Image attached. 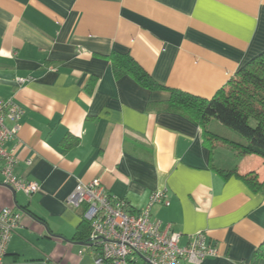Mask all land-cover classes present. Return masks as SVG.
Returning <instances> with one entry per match:
<instances>
[{"label": "crops", "instance_id": "0c3cea01", "mask_svg": "<svg viewBox=\"0 0 264 264\" xmlns=\"http://www.w3.org/2000/svg\"><path fill=\"white\" fill-rule=\"evenodd\" d=\"M262 52L264 0H0V99L24 109L6 148L40 184L14 192L0 161V209L23 212L4 264H94L85 207L67 200L96 178L135 212L166 189L152 217L182 245L206 232L217 254L200 264H254L264 189L248 179L264 182V158L238 154L224 139L240 136L216 120L221 139L205 141L164 106L171 89L211 99ZM128 54L167 89L117 77L113 56Z\"/></svg>", "mask_w": 264, "mask_h": 264}, {"label": "built area", "instance_id": "2783aa9c", "mask_svg": "<svg viewBox=\"0 0 264 264\" xmlns=\"http://www.w3.org/2000/svg\"><path fill=\"white\" fill-rule=\"evenodd\" d=\"M23 113V107L15 100L0 99V161L5 184L31 196L39 192L40 184L16 174L17 156L6 148L9 141L18 138ZM67 202L73 208L85 207L84 220L91 227L87 244L97 250L94 264H140V258L147 264H200L217 254L206 232L189 235L188 243L182 245L181 234L170 227L162 229L161 222L153 219L155 205L171 204L166 189L153 192L147 207L135 212L127 200L110 194L101 179L96 178L79 182ZM22 215L16 208L0 209V264H4Z\"/></svg>", "mask_w": 264, "mask_h": 264}, {"label": "trees", "instance_id": "16d2710c", "mask_svg": "<svg viewBox=\"0 0 264 264\" xmlns=\"http://www.w3.org/2000/svg\"><path fill=\"white\" fill-rule=\"evenodd\" d=\"M113 63L117 77L128 74L147 89H167L130 54L113 56ZM171 93L164 108L180 113L199 125L205 141L221 139L209 129L210 123L216 120L240 136V141L224 139L238 154H256L264 158V52L242 66L228 87L220 89L211 99L177 89H171ZM248 180L255 187L264 189V182L259 183L256 176ZM85 226L90 236L91 227L86 220L78 234ZM260 259H264V242L255 251L254 264Z\"/></svg>", "mask_w": 264, "mask_h": 264}, {"label": "rangeland", "instance_id": "374dc122", "mask_svg": "<svg viewBox=\"0 0 264 264\" xmlns=\"http://www.w3.org/2000/svg\"><path fill=\"white\" fill-rule=\"evenodd\" d=\"M140 264H146V262L142 258H140ZM184 264H187V263H184Z\"/></svg>", "mask_w": 264, "mask_h": 264}, {"label": "water", "instance_id": "95a60500", "mask_svg": "<svg viewBox=\"0 0 264 264\" xmlns=\"http://www.w3.org/2000/svg\"><path fill=\"white\" fill-rule=\"evenodd\" d=\"M7 185V184H6ZM9 188H11L14 192H16L15 191V189L13 188V187H11L10 185H7ZM79 243H81V244H84L83 242H79Z\"/></svg>", "mask_w": 264, "mask_h": 264}]
</instances>
